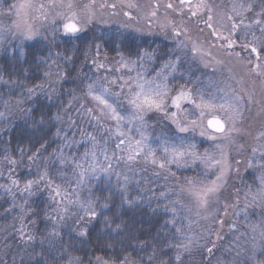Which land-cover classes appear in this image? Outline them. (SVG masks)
Returning <instances> with one entry per match:
<instances>
[{
	"label": "rangeland",
	"instance_id": "1",
	"mask_svg": "<svg viewBox=\"0 0 264 264\" xmlns=\"http://www.w3.org/2000/svg\"><path fill=\"white\" fill-rule=\"evenodd\" d=\"M164 1L165 3L169 2V0ZM18 2L19 0H0V56L14 50L21 52L27 43L39 42L52 50L55 44L58 45L60 42L69 40V37L65 36L62 30H57L59 20L56 24L51 23L55 12L59 9H48L49 18L47 21L36 19L40 13L30 10L27 22L38 34L33 39H26L21 35L22 29L15 27L17 16L14 10H9L12 4ZM48 2L49 0H33L35 4L47 5ZM89 2L90 0H73L76 6L75 10L78 12H83L82 5ZM155 2L161 3V0H95L93 22L78 34V38L72 37L70 39L73 41L91 37L94 41L85 54L87 64L80 70L78 69L73 79H62V72L55 67L51 69L49 74L50 76L56 75L54 78H57L58 81L48 87L49 91H54L58 85L66 81L68 83L72 81L73 86L76 87L77 85L79 88V90L75 89L77 96L72 100L69 112L65 113L59 120V132L61 133L59 143L61 145L57 155L59 156L63 152L66 157H82L85 149L91 148V142L87 141L86 136H83L82 133H89L97 138L98 155L100 146H104L109 155L116 151L117 157L127 156V153H121L115 149L117 141L115 136L110 137L95 127L94 122L89 123L85 109L94 108V102L86 95V90L87 85L96 78L103 76L113 78L121 74L135 75L134 72L129 74L126 70L116 72L115 69L119 67L117 61L122 54L108 56L100 42L106 36L123 35L126 37L131 34L141 39L159 40L161 43H165L167 47V56L155 51L157 58L154 63L146 65L149 78L159 71V66L178 54L180 64L173 76L176 83L191 81L188 86L192 87L194 92L196 86H199L205 90L206 94L216 91L217 95H222L223 93L219 92L218 89L225 91L234 89L243 97L244 110L237 124L239 132L233 134L234 143L229 144L224 140L208 141L199 137L198 134L195 135L198 151L201 153L205 150L217 152L214 147L215 144L224 146L227 162L230 165V171L225 174V182L218 193L210 199L207 210L201 209L197 214L191 198L181 191L184 184L177 183L179 178L185 181V177H188L185 173L189 171L193 172L192 176L201 173L200 178H203L199 166L193 170L192 168L178 169L175 165H171L170 170H165L139 158L131 163L114 158L109 173L101 174L98 180H86L84 185L77 188L76 170L70 165H61L58 158L50 160L47 166H44L46 163L44 162L43 165L35 163L33 167L29 165L30 162L26 165L21 162L13 165L7 161H0V185L10 186L11 177L17 179L20 187L23 188L25 180L30 179L32 174L35 175L33 179H36L41 172L46 170L53 183L60 185L62 190L67 192V196L62 199L61 203L57 204L49 199L50 189L43 185L35 186L32 196H28L16 188H13L12 192H6L4 187H0V264H23L31 261L32 255L38 247L53 246L65 231L80 234L82 231L80 229L81 222L91 218L84 215V209L80 207V204L92 199L93 185L95 183L98 185L101 181L115 186L122 192L129 189L139 192L142 190V194H146L147 191L153 194L162 193V195L164 191L172 192V202L176 203L175 212L171 216L172 221L176 224L180 222L181 227H178L186 233L182 236L190 238L184 241L188 247L179 252L178 264H258L259 261L264 260V254L261 253V248L264 247V235H262L264 233V202L258 195L255 200L252 199L253 195L260 190L259 177L262 172L260 166L264 163L259 151L261 145H264V76L259 80L254 72L248 71L253 67V60L260 57V60L264 61V51L261 50L264 48V32L260 31V25L255 24L247 31L246 36H241L243 29L238 30L236 35L232 37L236 41V45L231 50L220 47L223 41H217L212 32L210 35L208 34L207 26L206 32L203 27L206 17L211 15L213 25L224 35H228L227 29L220 28L219 24L222 18L225 24L228 23L227 16L231 14L232 5L234 3L253 4V11L246 13L247 19L245 21L252 23L254 13L257 6L261 4V0H205L212 7L211 13L202 9L197 17L184 21L189 38L210 53V56L204 58V62L209 63L208 67L204 66V62H201L199 57L193 58L186 49L184 51L178 49L170 29L166 33L161 32L157 20L150 15L154 10L153 3ZM130 4L134 7H128ZM111 5H115V7L112 8ZM125 12L130 13V16L124 15ZM170 15L169 19L172 22L182 21V18L176 14L170 13ZM158 20L163 22L164 18ZM241 44H248L249 48L244 49L240 46ZM252 47L258 50L259 56L250 51ZM144 50L152 51L150 49ZM234 50L242 56L237 57L228 54H233L232 51ZM123 56L126 59H132ZM158 57H168V59L159 61ZM249 59H253L251 61L252 66L247 64ZM216 60L221 63H214ZM99 64H104L105 67L98 68L97 65ZM107 68H111L113 71L108 72L106 71ZM210 82L211 87L209 86ZM112 87L117 90L116 86ZM249 96H251L250 102ZM125 110L126 106L122 105L121 111ZM147 119L151 125L147 129L150 137L149 142L154 148L159 149L160 144L165 140L172 142L176 136L193 135L192 133H178L173 125L155 113L149 114ZM107 126L111 127V122H108ZM241 132H243L242 135ZM65 133L69 135L65 137ZM67 140L77 142L83 140L84 142L72 144L70 148H67L65 147ZM253 149H257V151L254 152ZM234 151L237 158H247L244 174H248V176L242 175L239 178V187L243 190V197L240 204L236 206L233 215L226 220L224 231L219 235L216 232L213 234V224L216 220L221 219L220 216L224 211V200L222 199L224 190L227 189L226 186H229V180L233 176ZM217 155H219L218 152ZM162 157L163 153L157 151V158L162 159ZM117 175H119V179H117ZM124 177L128 178L127 181ZM208 178L211 180L214 179V176L210 173ZM57 200L61 201V197H57ZM21 206H23L22 209ZM31 207L42 210L47 215L44 221L48 222L44 224L43 230L42 228L39 229L38 222L34 217V210ZM61 208L66 209V211H60ZM189 208L192 210L189 211ZM22 225L23 239H21L22 233L20 231ZM188 225L190 226L187 227ZM28 236H31L32 239L28 240ZM208 249H211V252ZM103 262L107 261L97 259L95 264H103ZM68 264L80 263L72 260ZM107 264L112 263L107 262Z\"/></svg>",
	"mask_w": 264,
	"mask_h": 264
},
{
	"label": "snow or ice",
	"instance_id": "2",
	"mask_svg": "<svg viewBox=\"0 0 264 264\" xmlns=\"http://www.w3.org/2000/svg\"><path fill=\"white\" fill-rule=\"evenodd\" d=\"M94 2L95 0H90L89 3L82 5L83 12H78L75 10L76 6L73 0H49L47 5L35 4L33 0H19L18 3L12 4L9 10H14L17 16L15 27L22 29L21 35L26 39H33L38 33L34 32L32 26L27 22L30 10L40 13L36 19L47 21L49 18L48 9H59L55 12L51 23L56 24L59 20L57 30H62L64 35L71 39L72 37L78 38V34L93 22L95 17ZM111 7H115V5H111ZM128 7H134V5L130 4ZM153 8L151 17L157 19L161 32L166 33L169 29L171 30V36L176 40L178 49L181 51L186 49L193 58L199 57L201 62H204L205 57L210 56L209 52L203 50L200 45L189 38L184 21L197 17L202 9L211 13V5L205 0H175V2L169 0L163 4L157 2ZM161 8L166 10L163 22L157 18V12ZM252 11L253 4L251 3H234L231 14L227 16L228 23L225 24L222 18L219 24L220 28L227 29L228 35H224L213 25L211 15L206 17L204 23L211 29L212 35L217 41H223L220 47L232 49L236 45V41L232 37L236 35L238 30L243 29L241 36H246L247 31L255 24L260 25V31L264 32V19H262L264 18V0H261V4L257 6L252 23H246V13ZM170 13L181 17L182 21L172 22L168 19ZM124 15L130 16V13L125 12ZM240 46L244 49L249 48L248 44H241ZM261 50L264 51V48ZM250 51L257 53V56L260 54L255 47H252ZM228 54L231 55L232 53ZM236 55L238 56L239 53ZM135 56L137 59H126L121 55L117 61L119 67L115 69L116 72H122V70H126L129 74L134 72V76L121 74L113 78L98 77L87 85L86 90V95L94 102V108L85 109L89 123L94 122L95 127L110 137L115 136L117 138L115 149L121 153H127V156L117 157L116 151L109 155L104 146H100L98 155L96 136L82 133L83 136H86L87 141L91 142V148H86L80 158L66 157L61 152L58 159L61 165L67 164L76 170L77 188L84 185L86 180H98L101 174L109 173L114 158L125 160L128 163L139 158L165 170H170L171 165H175L178 169L192 168L193 170L199 166L203 178H200L201 173L192 177H185V183L181 187V191L191 198L197 214H199V210H207L210 199L220 190L225 182L226 172L230 171V165L227 162L224 146L214 145L219 155L210 150L201 153L198 151L195 135L198 134L199 137L208 141L224 140L229 144L234 143L233 134L239 132L237 124L244 110L243 97L234 89L229 91L218 89L219 92L223 93L222 95H217L216 91L206 94L205 90L199 86H196L194 92L193 88L188 86L191 81L176 83L173 76L180 64L178 54L159 66V71L155 72L151 78L148 77L146 65L154 63L157 58L155 50L137 51ZM214 63L220 64L221 62L216 60ZM204 66L208 67L209 63L204 62ZM97 67L104 68L105 65L99 64ZM106 71L112 72L113 69L107 68ZM229 71L231 70L229 69ZM248 71L254 72L257 76H264V65L256 64ZM112 86H116L117 90H114ZM209 86L211 87V82ZM32 91L29 89V92ZM249 101H251V96H249ZM122 105L126 106L125 111H121ZM151 113L167 120L178 133H192L193 135H179L174 137L172 142L163 141L159 149L154 148L149 142L150 137L147 132L151 126L147 117ZM2 116L3 114L0 113V117ZM108 122H111V127L107 126ZM57 135L59 136L61 133L58 131ZM64 135L67 137L69 134L65 133ZM83 142V140L80 142L67 140L65 147L70 148L72 144ZM157 151L163 153L162 159L157 158ZM253 151L255 152L257 149H253ZM259 151L261 158L264 159V145H261ZM21 153L23 154V150ZM37 156L38 153H33L29 159H36ZM10 163L14 165L16 161L10 160ZM236 163H240V161H236ZM260 167L262 169L259 177L260 190L253 195L252 199L255 200L258 195L264 202V163ZM210 173L214 179L209 180ZM10 179V186L0 185V187H4L6 192H12L13 188H16L22 193L32 196L34 194L33 188L43 185L50 189L49 199L57 204L61 203L62 199L67 196V192L63 191L60 185L53 183L46 170L41 172L36 179H26L23 188L20 187L17 179L11 177ZM117 179H119V175H117ZM124 179L127 181L128 178L124 177ZM57 197H61V201H58ZM80 207L84 209V215L87 217L94 219L98 215L92 200L81 203ZM22 208L23 206H21ZM188 210L191 211L192 209L189 208ZM60 211H66V209L61 208ZM20 231L22 233L21 239H23V225ZM176 232L181 233V229L176 228ZM80 234L86 235V230H82ZM31 239L32 237L28 236V240ZM185 239L190 238L185 237ZM176 246L187 248L188 244L178 241ZM208 251L211 252V249ZM261 253L264 254V247L261 248ZM177 260H179V255ZM103 264H107V262H103ZM124 264H129L127 258H124ZM258 264H264V260L259 261Z\"/></svg>",
	"mask_w": 264,
	"mask_h": 264
},
{
	"label": "trees",
	"instance_id": "3",
	"mask_svg": "<svg viewBox=\"0 0 264 264\" xmlns=\"http://www.w3.org/2000/svg\"><path fill=\"white\" fill-rule=\"evenodd\" d=\"M93 41L91 37L69 39L55 44L52 50L33 42L25 44L21 52L14 50L0 56V113L3 114L0 117V161L15 160L25 165L30 162L33 167L35 163L43 165L44 162L47 166L50 160L58 158L61 145L60 135H57L59 120L69 112L70 104L77 96L75 89L79 88L73 86L72 81H66L54 91H49L48 87L58 82L54 78L56 75L49 74L55 67L62 72V79H73L78 69L87 64L85 54ZM158 41L131 34L126 37L106 36L100 40L108 56L122 54L132 59H137L135 53L144 49L167 56L165 43L159 41V44ZM158 58L159 61L168 59ZM252 60L249 59L247 64L252 66ZM260 65H264V61L260 60ZM255 76L259 80L263 77ZM29 89L33 91L29 92ZM33 153H38L37 158L29 159ZM233 154V176L224 190V211L221 219L213 224V234L219 235L224 231L226 220L233 215L243 197L239 178L248 176L244 174L247 158H237L235 151ZM185 174L191 177L193 172ZM34 177L32 174L29 178ZM184 183L179 178L177 184ZM95 184L91 200L98 215L81 222L80 229L86 230V235L65 231L56 244L38 247L32 260L23 264H68L72 260L80 264H95L97 259L122 264L124 258L129 264H178L177 256L184 247L176 245L178 241L186 243L182 236L186 233H177L180 222L172 221L176 206L172 202V192L164 191L163 195L149 191L142 194V190L133 189L122 192L105 181ZM31 209L39 229L43 230L48 222L44 221L47 215L42 210Z\"/></svg>",
	"mask_w": 264,
	"mask_h": 264
},
{
	"label": "flooded vegetation",
	"instance_id": "4",
	"mask_svg": "<svg viewBox=\"0 0 264 264\" xmlns=\"http://www.w3.org/2000/svg\"><path fill=\"white\" fill-rule=\"evenodd\" d=\"M157 2H155V3H153L154 5L156 4ZM163 3H165V1L163 0H161V4H163ZM113 8V7H112ZM166 10L164 9V8H161L158 12H157V18L159 19H162V18H164V12H165ZM170 16L171 15H169V17H168V19L170 18ZM155 20H157V19H155ZM151 23H153V22H151ZM154 24H156V23H154ZM203 24V23H202ZM201 24V25H202ZM203 27H204V30H205V32H206V25H205V23L203 24ZM207 32H208V34L210 35L211 34V29H209L208 27H207ZM209 35H207L208 37H209ZM221 45V44H220ZM234 48V47H233ZM232 48V49H233ZM231 49V50H232ZM231 52V51H230ZM232 52H234L233 54H231V55H235V56H237L236 54L238 53V51H232ZM255 55H257V54H255ZM242 55L241 54H239L237 57H241ZM254 63H255V65L256 64H259L260 63V57L259 58H257L256 60H254Z\"/></svg>",
	"mask_w": 264,
	"mask_h": 264
}]
</instances>
